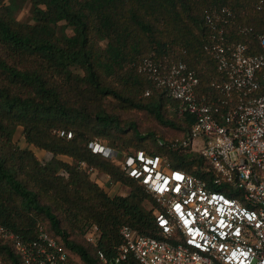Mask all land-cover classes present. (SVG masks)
Returning <instances> with one entry per match:
<instances>
[{"label": "trees", "instance_id": "obj_1", "mask_svg": "<svg viewBox=\"0 0 264 264\" xmlns=\"http://www.w3.org/2000/svg\"><path fill=\"white\" fill-rule=\"evenodd\" d=\"M26 3L32 17L20 22L16 13ZM224 8L232 13L229 42L261 53L264 0H0V46L15 61L0 53V227L19 236L32 259L43 243L40 228L70 264H106L100 253L112 259L126 226L161 236L147 206H155L152 196L90 145L120 149L117 161L146 152L191 170L172 144L187 136L192 119L177 115L178 102L157 89L141 65L146 59L162 67L185 64L199 78V94L213 93L219 74L206 50L213 34L205 15ZM132 111L183 136L142 134L122 118ZM19 128L29 145L52 155L50 161L14 142ZM92 171L128 194L110 196ZM96 227L100 236L90 243L86 234ZM0 264H27L1 234Z\"/></svg>", "mask_w": 264, "mask_h": 264}, {"label": "built area", "instance_id": "obj_2", "mask_svg": "<svg viewBox=\"0 0 264 264\" xmlns=\"http://www.w3.org/2000/svg\"><path fill=\"white\" fill-rule=\"evenodd\" d=\"M231 17L226 8L205 15L213 34L206 50L219 74L213 93L199 94V78L185 64L162 67L146 59L141 65L156 88L178 102L177 115L192 119L187 136L172 144L190 171L146 152L125 153L117 161L120 149L90 145L152 196L155 206L148 209L161 230L153 237L123 227L124 243L112 259L100 253L106 264H264V33L259 54L248 44L229 42ZM39 232L43 243L32 259L21 238L0 227L27 264H70L56 240L43 228ZM99 236L96 227L86 239L95 243Z\"/></svg>", "mask_w": 264, "mask_h": 264}, {"label": "rangeland", "instance_id": "obj_3", "mask_svg": "<svg viewBox=\"0 0 264 264\" xmlns=\"http://www.w3.org/2000/svg\"><path fill=\"white\" fill-rule=\"evenodd\" d=\"M32 7L30 3H26L22 6V8H20L18 10V12L16 13V19L20 22H28L31 20L32 17V13H31ZM69 35H72V29H68L67 30ZM0 53L7 58L11 63H15L14 59L9 57L7 53H5L3 51V48L0 46ZM122 118L125 121H134L137 126L139 131L142 134H145L149 131L155 132L156 134H158L159 136H167L169 139L174 138V137H182L183 133L176 130H170L167 127H164L160 124H158L152 117H150L149 115H147L146 113L143 112H138V111H132L129 113H122ZM14 142L21 147L22 149H32L37 157L43 161V162H48L51 160L52 155L46 151L43 150H39L31 145H29L26 142V139L23 135V129L19 128L17 129V131L14 134ZM108 143V142H106ZM117 147H120L119 145H116ZM63 160L69 161V159L67 158H63ZM91 178L95 181V182H99V184L106 188L105 190L107 191V193L114 197V196H118V195H127L128 191L126 190L125 187L121 186V185H110L107 183V178H105L104 176H98L96 174H92ZM149 207V204L147 205ZM82 236H76V239L81 240Z\"/></svg>", "mask_w": 264, "mask_h": 264}]
</instances>
